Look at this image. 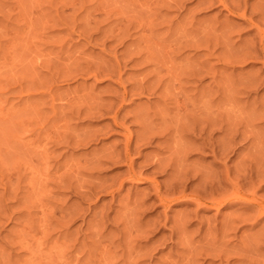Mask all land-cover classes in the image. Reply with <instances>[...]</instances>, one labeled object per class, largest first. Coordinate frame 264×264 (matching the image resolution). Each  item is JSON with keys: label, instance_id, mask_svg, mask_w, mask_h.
I'll list each match as a JSON object with an SVG mask.
<instances>
[{"label": "rangeland", "instance_id": "obj_1", "mask_svg": "<svg viewBox=\"0 0 264 264\" xmlns=\"http://www.w3.org/2000/svg\"><path fill=\"white\" fill-rule=\"evenodd\" d=\"M233 1L240 2L239 9ZM236 2L0 0V264H260L264 260V241L253 244L264 216L251 218L255 210L247 212L239 203L216 207L195 198L198 192L207 195L195 186L204 176L220 179L224 173L235 180L245 169V176L251 174L254 181L245 184L239 179L240 189H253L246 195L264 199V167H260L264 166L260 164L264 162V38L249 23L264 28L260 21L264 0ZM242 6L244 16L239 13ZM176 102L184 105L182 109ZM187 110L189 115L196 113L189 116ZM179 112L186 117L178 118ZM213 117L218 124L210 121ZM190 118L201 125L209 119L207 128L222 127L221 131L213 126V137L224 135L228 121L234 123L235 153L222 159L208 147L194 148L206 133L190 149L194 143L190 132L175 130V124ZM161 127L172 132L159 134ZM151 130L158 132L156 137L144 141ZM221 139L224 144L225 138ZM126 144H131L132 169L141 178L129 176L123 155ZM251 154L259 159L252 160ZM155 159L169 161L175 169L166 165L167 170L154 172ZM251 164L253 168L248 167ZM238 165L241 170H233ZM227 167L232 169L228 176ZM173 176L185 178L182 182L191 186L171 188ZM181 189L184 196L167 200V206L158 200V192L172 198ZM236 209L251 214L250 220L235 221L236 228L223 239L214 229ZM172 228L179 230L171 235ZM218 244L232 247L231 252ZM212 245L224 252L212 250Z\"/></svg>", "mask_w": 264, "mask_h": 264}, {"label": "bare ground", "instance_id": "obj_2", "mask_svg": "<svg viewBox=\"0 0 264 264\" xmlns=\"http://www.w3.org/2000/svg\"><path fill=\"white\" fill-rule=\"evenodd\" d=\"M221 1H224V0H221ZM235 2H236V0H235ZM236 3H238L237 4V6L239 5V3L240 2H236ZM236 3H234V1H233V4H236ZM245 4V3H244ZM226 5H227V3H226ZM225 5V6H226ZM233 6H235V5H233ZM247 6V5H246ZM228 8H229V6H227ZM239 7H240V5L238 6V9H239ZM232 8V7H231ZM233 8H235V9H237L236 8V6L235 7H233ZM244 8V6H242V9ZM230 9V8H229ZM233 10V9H232ZM253 11V10H252ZM245 12H247L246 11V8H244L243 9V11L241 12H239V13H241V15H245L246 13ZM252 13L253 12H251V15H252ZM259 13V12H258ZM258 13H257V15H258ZM251 18V17H250ZM259 20V19H258ZM260 21H264V14H262L261 15V17H260ZM251 25H253L259 32V35H260V37H261V39L262 38H264V28H260L259 27V24L257 23V22H253V21H250L249 22ZM260 23V22H259ZM262 23V22H261ZM262 24H264V23H262ZM261 24V25H262ZM252 27V26H251ZM212 29V28H211ZM210 29V30H211ZM255 29V30H256ZM213 30V29H212ZM211 30V32H212V34H213V31ZM207 32H209L208 30H207ZM257 32V31H256ZM207 34V33H206ZM210 34V33H209ZM211 34V35H212ZM117 35V34H116ZM204 36H206V35H204ZM213 36V35H212ZM207 37H209L208 35H207ZM202 39V38H201ZM203 39H205L206 40V37L204 38L203 37ZM202 39V40H203ZM258 39H259V36H258ZM200 40V39H199ZM144 41V40H143ZM146 41V40H145ZM144 41V42H145ZM181 41V40H180ZM204 41V40H203ZM206 41H208V43L211 41H209V39L208 40H206ZM195 42H199V41H196L195 40ZM147 43H149V42H147ZM225 43H226V41H225ZM255 43V42H254ZM260 43H261V41H260ZM259 43V44H260ZM194 43H192V45H193ZM253 44V43H252ZM144 45V44H143ZM256 45V44H255ZM262 45V44H261ZM205 46H206V44H205ZM218 46V45H217ZM250 46H252V45H250ZM206 47H208V46H206ZM148 48V47H147ZM252 48L254 49V48H257V47H251V49L250 50H252ZM262 48H264V47H262ZM148 49H150V47L148 48ZM210 49V48H209ZM151 50V49H150ZM153 50H155V49H153ZM158 50H160V49H158ZM250 50H248L247 51V47H246V51L245 52H247V56L249 55L248 54V52L250 51ZM156 51V50H155ZM213 51V50H212ZM211 51V52H212ZM254 50H252V52H253ZM256 51V50H255ZM258 51V50H257ZM256 51V52H257ZM260 51V50H259ZM261 51H264V49H262ZM147 52V51H146ZM210 52V51H209ZM210 52V53H211ZM215 52V51H214ZM238 52V51H237ZM251 52V51H250ZM249 52V53H250ZM252 52H251V55L253 56V54H252ZM151 53V52H150ZM149 53V55H151ZM240 53H242V52H240ZM243 54V53H242ZM246 54V53H245ZM244 54V57L245 58H247V56ZM154 55V54H153ZM156 55V54H155ZM211 55V54H210ZM240 55V54H239ZM255 55V54H254ZM236 56H238V55H236ZM149 56L147 55V58H148ZM242 57V56H241ZM249 57H250V55H249ZM248 57V58H249ZM150 58H151V56H150ZM146 59V60H151L152 61V59ZM236 57H234V59H235ZM243 58V57H242ZM251 58V57H250ZM155 59V58H154ZM162 59V58H161ZM145 60V61H146ZM246 60V59H245ZM250 60V59H249ZM156 61L158 62V59L156 58ZM155 62V61H154ZM160 62V61H159ZM150 63V62H149ZM152 63H153V61H152ZM157 64V63H156ZM153 65V64H152ZM159 65V64H158ZM155 66H157V65H155ZM161 66V65H160ZM164 67V66H163ZM210 67V66H209ZM156 68H158V67H156ZM156 68H154L155 70H156ZM208 68V67H207ZM159 69V68H158ZM158 69H157V71H158ZM163 69V68H162ZM211 69V68H210ZM209 69V70H210ZM153 70V69H152ZM194 70H195V68H194ZM208 70V69H207ZM189 71V70H188ZM187 71V72H188ZM182 72L183 71H180V74L182 75ZM194 72V75L196 74L195 73V71H193ZM198 72V71H197ZM209 72V71H208ZM151 73H153V72H151ZM157 74H158V72H156ZM161 73V72H160ZM159 73V74H160ZM204 73V72H203ZM206 73V72H205ZM154 74H155V72H154ZM164 74V73H163ZM162 74V75H163ZM180 74H178V75H180ZM199 73H197V75H198ZM190 75V74H189ZM158 76V75H157ZM161 76V75H160ZM160 76H158L159 78H160ZM173 76H175V75H173ZM177 76V75H176ZM176 76H175V78H176ZM201 76V75H200ZM181 77H183V76H181ZM181 77L179 78V79H181ZM186 77V76H185ZM191 77V76H190ZM196 77V76H195ZM199 77V76H198ZM213 77H214V75H213ZM158 78V79H159ZM164 78V77H163ZM192 78V77H191ZM200 78V77H199ZM216 78V77H215ZM252 78H254V77H252ZM201 79V78H200ZM214 79V78H213ZM147 80V79H146ZM154 80V79H153ZM156 80V79H155ZM178 80V79H177ZM247 80V79H246ZM250 81L252 80L251 78L249 79ZM248 80V81H249ZM256 79L254 78V80H252L253 81V84L252 85H254L253 87H256L258 84V82H256L255 81ZM161 81V80H160ZM181 81V80H180ZM213 81H216V79L215 80H213ZM254 81L256 82V84L254 83ZM217 82L218 81H216V85H217ZM260 82H261V80H260ZM152 83V82H151ZM177 83H179V82H177ZM212 83H214V82H212ZM245 83H249V82H245ZM244 83V84H245ZM251 83V82H250ZM142 84V83H141ZM154 84V83H153ZM180 84V83H179ZM179 84L177 85V86H179ZM156 85H158V84H156ZM182 85V84H181ZM210 85V84H209ZM214 85V84H213ZM252 85L250 86H247V87H250V90H252L251 89V87H252ZM154 86H155V84H154ZM211 86V85H210ZM242 86L243 87H245L246 85H243L242 84ZM135 87H136V85H135ZM144 87V86H143ZM147 87V86H146ZM145 87V88H146ZM156 87V86H155ZM207 87H209V86H207ZM152 88V87H151ZM157 88V87H156ZM180 88H181V86H180ZM183 88H185L184 87V85H183V87H182V89ZM212 88V87H211ZM140 89V88H139ZM161 89V88H160ZM163 89V88H162ZM177 89V88H176ZM179 89V88H178ZM177 89V90H178ZM182 89H179V90H181V92L178 90V93L180 92V93H182V92H184V91H182ZM210 89V88H209ZM239 89V88H238ZM243 89V88H242ZM246 89V88H245ZM249 89V88H248ZM247 89V90H248ZM184 90H186V88L184 89ZM219 90V89H218ZM244 90V89H243ZM144 91V90H143ZM211 91V90H210ZM216 91V90H215ZM244 91H246V90H244ZM140 92V91H139ZM163 92V91H162ZM161 92V93H162ZM176 92V91H175ZM177 93V94H178ZM244 93V92H243ZM142 94V93H141ZM166 93L164 92V95H165ZM169 94V93H168ZM168 94H167V96L166 97H168ZM173 93H171V95H172ZM216 94V93H215ZM170 95V94H169ZM174 96V98H175V96H176V94H173ZM185 95V94H184ZM191 95V94H190ZM194 95L195 94H193L192 96H193V102H195V100H194ZM214 95V94H213ZM162 96V95H161ZM216 96V95H215ZM170 98H171V96H169ZM176 97H180V95L178 96H176ZM184 97L185 98H187V100H188V97H187V94L185 95V96H183V99H184ZM210 97V96H209ZM212 97H214V96H212ZM212 97H210V99L211 100H213L212 99ZM196 98V97H195ZM165 99V98H164ZM163 99V100H164ZM176 99V98H175ZM174 99V100H175ZM169 100V99H168ZM171 100V99H170ZM169 100V101H170ZM174 100H172V101H174ZM185 101H186V99H184ZM175 101H180V100H175ZM184 101V102H185ZM210 101V100H209ZM208 101V102H209ZM214 101V100H213ZM164 102H166V100L164 101ZM183 102V103H184ZM187 102V101H186ZM192 102V103H193ZM176 103H179V105H181L180 107H181V109H182V106H184V105H182V104H180V102H176ZM181 103H182V99H181ZM188 103V102H187ZM174 104V103H173ZM175 105V104H174ZM187 105V104H186ZM188 105H191V104H188ZM211 105V104H210ZM193 107H194V104L192 105ZM193 107H192V109H193ZM169 108V107H168ZM196 108V107H195ZM189 109H191V108H189ZM164 110H166V109H164ZM177 112L179 111L178 110V108H177V110H176ZM183 111V110H182ZM181 111V112H182ZM190 111V110H189ZM193 111V110H192ZM177 112H176V114H177ZM165 113V112H164ZM163 113V114H164ZM167 113V112H166ZM180 113V112H179ZM183 113V112H182ZM184 113L187 115H189V113L190 112H188V110L187 111H184ZM193 113V112H192ZM190 114L191 116L192 115H194V114ZM159 114V116L161 115L160 113H158ZM185 114H182V115H184L185 116ZM208 114V113H207ZM215 114V113H214ZM180 115V117H178V118H181V113L179 114ZM189 115V116H190ZM197 115V114H196ZM210 115V114H209ZM163 118H165L164 120H166V116L164 117L163 115H161ZM177 116V115H176ZM189 116H187V117H189ZM198 116V115H197ZM196 116V117H197ZM203 116H205V115H203ZM186 117V116H185ZM201 117H202V115H201ZM201 117H200V119H201ZM206 117V116H205ZM205 117H202V119L203 118H205ZM210 117H212V115L210 116ZM162 118V119H163ZM176 118V117H175ZM207 118V117H206ZM205 118V119H206ZM209 118V117H208ZM216 118V117H215ZM191 119V118H190ZM217 119H218V117H217ZM164 120H163V122H164ZM182 120L183 121H187L186 119H183V117H182ZM209 119H207V120H203V121H205V125H206V121H208ZM214 120V122H215V120L216 119H214V117H213V119L212 120H210L211 122ZM219 120V119H218ZM228 120V119H227ZM227 120H226V122H227ZM230 120V119H229ZM145 121V120H144ZM153 121V120H152ZM176 121H177V119H176ZM181 122V121H179L180 123H177V124H179L178 126H177V124H175V126H176V128H175V126H174V128H175V130L176 131H179V133L181 132V131H185V132H187V130L190 132V135H191V138L193 139V141H194V143L193 142H190V140H188L189 142H190V145H191V148L190 149H193L192 147L194 146V145H196L195 144V141H198L201 137H202V135L204 134V133H206V138H201L200 139V141H198V144H197V146H194V148H197V149H199V148H206V147H208L209 149H210V151L213 153V154H215V153H218L219 154V156L221 157L222 156V159H224L223 157H226V158H230V156L232 155V154H234L235 153V148H234V142H235V131L237 130H234V132H233V130H232V127H233V125H234V123H233V125H232V123L230 122V121H228L227 123H226V127H224L225 129H224V135L222 136H220V137H218V136H216V137H213V132H214V128L215 127H217V126H219V125H210V127L209 128H207V126H205L204 124L203 125H201V124H199L198 122H200V120L198 121L197 120V118H192L191 119V121H189L188 123H186V122ZM223 121V120H222ZM235 121V120H234ZM262 121V120H261ZM218 122V121H217ZM233 122V121H232ZM147 122L145 121V124H146ZM171 123H173V122H171ZM175 123V122H174ZM202 123V122H201ZM221 122L219 121V124H220ZM224 123V122H223ZM222 123V124H223ZM258 123V122H257ZM164 124H165V122H164ZM167 124V123H166ZM215 124H218V123H216L215 122ZM239 124V123H238ZM244 124V123H243ZM247 124V123H246ZM252 124V123H251ZM250 124V125H251ZM142 125V124H141ZM149 125V124H148ZM172 125H174V124H172ZM221 125V124H220ZM248 125H249V123H248ZM249 125V126H250ZM252 125H254V124H252ZM251 125V126H252ZM150 126V125H149ZM154 126V125H153ZM156 126V125H155ZM171 126V125H170ZM213 126H214V128H213ZM235 126H238V125H236L235 124ZM144 127H146V126H144ZM164 127V126H163ZM163 127H161V128H163ZM239 127V126H238ZM237 127V128H238ZM252 127H255V125L254 126H252ZM148 128V127H147ZM152 128V127H151ZM150 128V129H151ZM154 128V127H153ZM153 128H152V130H153ZM161 128H160V130H161ZM174 128H173V130H174ZM219 128H222V127H218L217 129L218 130H221V129H219ZM236 128V127H235ZM256 128V127H255ZM143 129V128H142ZM149 129V130H150ZM156 129V128H155ZM155 129H154V131H155ZM157 129H159V128H157ZM156 129V131H158ZM169 129V128H168ZM147 130V129H146ZM152 130H151V132H152ZM181 130V131H180ZM170 130H168L167 131V128H163V130L162 131H159V134L160 133H165L166 132V134L169 132ZM174 132V133H176V134H179V133H177V132ZM217 131V130H216ZM222 131V130H221ZM148 132V131H147ZM170 132H172V131H170ZM185 132L183 133V134H185ZM238 132V131H237ZM143 133V132H142ZM148 133H150V131L148 132ZM154 133H158V132H152V133H150L149 135H145L144 136V138L143 139H145L144 141H150L151 139H154ZM192 133V134H191ZM251 133V132H250ZM166 134H165V136H166ZM169 134V133H168ZM187 134V133H186ZM194 134V135H193ZM199 135L200 137H197L196 135ZM244 134V133H243ZM143 135V134H142ZM157 135V134H156ZM162 135V134H161ZM172 135H174V134H172ZM181 135V137H183L182 136V134H180ZM180 135H178L179 137H180ZM237 135V134H236ZM250 135V134H249ZM248 134H246V136H247V138H248V136H249ZM164 136V135H163ZM177 136V135H176ZM177 136V137H178ZM244 136V135H243ZM245 136V137H246ZM255 136V135H254ZM258 136V135H257ZM156 137V136H155ZM171 137V136H170ZM176 137V138H177ZM205 137V136H204ZM225 138V141H223L224 142V144H222L221 142L219 143V138H220V140H223V139H221V138ZM258 137H260V136H258ZM163 138V137H162ZM167 138H168V135H167ZM253 138H255V137H253ZM129 139V138H128ZM243 139V138H242ZM245 139V138H244ZM251 139H252V137H251ZM258 139V138H257ZM261 139V138H260ZM163 140V139H162ZM168 140V139H167ZM129 142V141H128ZM252 142V141H251ZM254 142V141H253ZM259 142V141H258ZM261 142H262V140H261ZM194 144L193 146H192V144ZM255 143V142H254ZM137 144V143H136ZM177 144H180V142L179 143H177ZM189 144V143H188ZM258 144H260V143H258ZM262 144H264V142H262ZM262 144H260L261 145V147H262ZM127 146H126V148H125V150H124V152H123V155H124V157H125V159H126V162H127V166H128V168H127V171H128V173H130V177H137V178H141L140 176H137L135 173H134V171H133V169H132V166H133V158H130V155H129V153H130V145L131 144H126ZM181 145L183 146V147H185L183 144H182V142H181ZM180 146V145H179ZM186 146H187V144H186ZM189 146V145H188ZM249 146V145H248ZM177 147V146H176ZM182 147V148H183ZM258 147V146H257ZM256 147V148H257ZM260 147V146H259ZM260 147V148H261ZM190 149H186L185 148V150H190ZM196 149V150H197ZM254 149V148H253ZM177 150H180V147H179V149L177 148ZM195 150V149H194ZM200 150V149H199ZM262 150V149H261ZM184 151V150H183ZM262 151H264V150H262ZM179 152V151H178ZM181 152H182V150H181ZM188 152V151H187ZM254 152V151H253ZM255 152H258L257 150L255 151ZM183 153V152H182ZM186 153V152H185ZM238 153V152H237ZM259 153V152H258ZM118 154V153H117ZM254 154V153H253ZM247 155H250V154H247ZM252 155V154H251ZM255 155H256V153H255ZM255 155L253 156H251L250 158L252 159L253 157H255ZM259 155V154H258ZM261 155V154H260ZM259 155V156H260ZM113 156H114V154H113ZM121 156V155H120ZM183 156H185V154H183ZM115 157H116V155H115ZM117 157H119L118 155H117ZM215 157H216V155H215ZM256 157H258L257 155H256ZM256 157L254 158V159H256ZM110 158H111V156H110ZM158 159H159V157H157ZM162 158V157H161ZM160 158V159H161ZM185 158V157H184ZM242 158V157H241ZM247 158H248V156H247ZM246 158V159H247ZM249 158V159H250ZM261 158H264V156H261ZM124 159V160H125ZM182 159H183V157H182ZM186 159V158H185ZM217 159H218V157H217ZM243 159H245L244 158V156H243ZM243 159H241L242 160V162L244 161ZM245 159V160H246ZM254 159H252V160H254ZM259 158H257L256 159V161L258 160ZM113 160V159H112ZM162 160V159H161ZM161 160H156L155 159V162H156V164H155V168H156V170L154 171V172H158V171H162L163 169H165V170H167L166 169V165H168V167L169 168H172L173 166H171V164L172 163H170L169 164V161L167 162V163H164V162H162ZM170 160V159H169ZM172 160H173V158H172ZM172 160H170V161H172ZM221 160V159H220ZM262 160V159H261ZM226 161V160H225ZM228 161V160H227ZM125 162V163H126ZM241 161H240V164H243ZM249 162H250V160H249ZM251 162H253V161H251ZM182 163V162H181ZM258 163H259V161H258ZM257 163V164H258ZM261 163H264V162H262V161H260V164ZM237 164V163H236ZM250 164V163H249ZM178 165V164H177ZM184 165V164H183ZM227 165V164H226ZM262 165V164H261ZM260 165V167L262 168V167H264V166H261ZM180 166H182V164L180 165ZM179 166V167H180ZM244 166H245V163H244ZM243 166V167H244ZM252 166V164L250 165V166H248L249 168H253V167H251ZM253 166H254V164H253ZM257 166V165H256ZM185 167V166H184ZM240 167H242L241 165L239 166H235L234 167V169L233 170H239V168ZM245 167H247V166H245ZM258 167H259V165H258ZM261 168H259L258 170H260ZM175 169V167L174 168H172V170H174ZM187 169V168H186ZM185 169V170H186ZM196 169V168H195ZM184 170V171H185ZM198 170V169H197ZM197 170H195V172L197 171ZM200 170V169H199ZM230 170H232L231 168H229V167H227V169H226V172H227V176H228V172H230ZM240 170H241V168H240ZM245 169H243V171H244ZM246 170H247V168H246ZM251 170V169H250ZM262 170H264V169H262ZM184 171H182V172H184ZM210 172H211V170H209ZM242 171V174H240V173H237L235 176H236V178L237 179H235V180H231V179H229L228 177H224V173H223V177L225 178V180H224V182L223 181H221L220 179H224L223 177L221 178L220 177V179L219 178H217L215 175L213 176V175H211L210 173H208V174H210L211 176L210 177H207V175H206V171H205V174L203 173V175H206V178H205V176H204V179L202 178V181H199L195 186L196 187H198V190L199 191H204L205 193H207V195H203V194H201L200 192H198V194L195 196V198L197 199V201H198V203H203V204H205V205H207V204H210V205H215L216 207H219V206H221V207H223V206H226V205H232L233 203H239V206L241 207V208H243V210L245 209V210H247V212H248V210L250 209H254L255 210V214H254V216L253 215H251V218H254L255 220H257L258 218H261L262 216H264V199H261V197L259 198V197H257L258 195H254V193L253 194H250L251 196H247V195H249V194H247L246 195V192H250L251 190H248V191H244L245 192V194H244V192L241 190L242 189V187H241V185H240V183H239V185H240V187H241V189H240V187H239V185H238V181H239V179L242 181L243 180V182L242 183H244L245 182V184H246V181H250L251 179L253 180V176L251 175H248V176H245V174L247 175V173H246V171H245V173ZM252 171V170H251ZM194 172V173H195ZM199 172H202V171H199ZM260 172H262V171H260ZM184 173H186V172H184ZM244 173V174H243ZM250 173V172H249ZM140 174V173H139ZM174 174H176V173H174ZM173 174V175H174ZM180 174V173H179ZM214 174V173H213ZM215 174H217V172L215 173ZM222 174V173H221ZM257 174V173H256ZM256 174H254V176H259L260 177V175H256ZM260 174V173H259ZM184 176H186L185 178H187V173L186 174H183ZM196 175V174H195ZM201 175V174H200ZM178 176V175H177ZM176 176V177H177ZM209 176V175H208ZM262 176H264V174H262ZM203 177V176H202ZM219 177V176H218ZM258 177V178H259ZM179 177H177V178H175V176H173L172 177V179H171V183L169 184L170 186H171V188L174 186V185H176V187H177V185H179V186H185L186 188L187 187H190L191 185L189 184L190 182H187V183H184V182H182L183 180L185 181V178L183 179V180H180V179H178ZM233 178H234V176H233ZM256 178V177H255ZM187 180V179H186ZM254 181V180H253ZM253 181H252V183H253ZM240 182V181H239ZM251 182V181H250ZM249 182V183H250ZM241 183V184H242ZM168 185V186H169ZM231 186V188L230 189H227V186ZM244 185V184H243ZM259 187V186H258ZM168 188V187H167ZM174 188V187H173ZM183 188V187H182ZM168 189H170V187L168 188ZM252 189V188H251ZM159 190V189H158ZM172 191V190H171ZM252 191H253V189H252ZM252 191H251V193H252ZM166 195H168V194H165V196L164 195H162L160 192H158V200H160V202L161 203H164L166 206H167V200H169V199H177V198H179V197H181V196H184V192L182 191V189H181V192H180V194L179 195H175V196H172V198L170 197V198H168V196L166 197ZM246 195V196H245ZM240 208V210L242 211V209ZM239 210V209H238ZM237 209H236V213H232L231 212V214L229 213L226 217H224L223 218V220L222 221H220V226L219 227H217V228H215L214 230H215V233L216 232H221V234H223L222 236H220L221 238H223V236H225L227 233V231H231L230 229H232L233 227H235L236 228V226L233 224V223H235V221H243V220H245V219H248V218H250V215H248V213H247V215L246 214H243V212L242 213H239V212H237L238 211ZM240 211V212H241ZM253 211V210H252ZM245 213V212H244ZM242 215H246V216H242ZM247 216H249L248 218H247ZM253 216V217H252ZM248 220H250V219H248ZM235 224H237V222L235 223ZM177 225H179V224H177ZM172 227H174V226H172ZM181 229V228H180ZM210 229V228H209ZM208 229V230H209ZM178 230H179V228H178ZM177 230V231H178ZM213 230V229H212ZM211 230V231H212ZM233 230V229H232ZM259 230V229H258ZM261 231H260V233H259V235H258V237H255V239H254V242H253V244H256L257 246H259L257 243H259L261 240L262 241H264V226H262L261 227V229H260ZM176 231V229L174 228H172V231H171V235L172 234H174L175 232H177ZM210 231V232H211ZM185 233V232H184ZM183 233V234H184ZM209 233V232H208ZM213 233H214V231H213ZM255 233H257V232H255ZM182 233H181V235H183ZM180 235V234H179ZM209 235V234H208ZM215 235V234H214ZM219 235V234H218ZM210 236V235H209ZM212 236H213V234H212ZM211 236V237H212ZM255 236V235H254ZM214 238H213V240L212 241H215V238H216V236H213ZM226 237V236H225ZM208 238V237H207ZM221 238H219V239H221ZM211 239V238H210ZM224 239V238H223ZM251 239V238H250ZM208 240V239H207ZM225 240H226V238H225ZM211 241V240H210ZM211 241V242H212ZM218 241H220V240H218ZM222 241V240H221ZM248 241H249V239H248ZM251 242V241H250ZM210 243V242H209ZM216 243V242H215ZM214 242H213V244H215ZM222 243H223V241H222ZM228 243V242H227ZM243 243V242H242ZM250 244V243H249ZM260 244V243H259ZM220 245H222V244H220ZM225 245V246H224ZM244 245H247V242L244 244ZM218 246H219V244H218ZM223 246L225 247V249H226V247L228 248V246H226V244H223ZM223 246H219L221 249H223ZM233 246V245H232ZM250 246V245H249ZM256 246V247H257ZM212 247H213V249L212 250H214V245H212ZM230 247V246H229ZM241 248L242 247H245V246H240ZM239 247V248H240ZM255 247V245H254V248H256ZM201 248V247H200ZM205 248V247H204ZM204 248H202V249H204ZM232 248V247H231ZM231 248L230 249H226V250H228V252H231L230 250H231ZM246 248V247H245ZM245 248H244V250L243 251H245ZM249 248V247H248ZM206 249V248H205ZM208 249V248H207ZM216 249H218V247H215V250ZM243 249V248H242ZM241 249V250H242ZM219 250L220 249H218V252H219ZM225 250V251H226ZM233 250V249H232ZM247 250H249V249H247ZM208 251H209V249H208ZM221 251V250H220ZM234 251V250H233ZM222 252H224V250H222L220 253L222 254ZM237 252V251H236ZM245 253H248V251L246 252L245 251ZM216 254H218V253H216ZM240 254V253H239ZM243 254V253H242ZM241 254V255H242ZM250 254V253H249ZM219 255V254H218ZM240 255V256H241ZM224 256V255H223ZM245 256V255H244ZM246 256H247V254H246ZM245 256V257H246ZM229 257V256H228ZM248 257V256H247ZM246 257V258H247ZM191 258H193V257H191ZM262 258V257H261ZM259 259V258H258ZM262 259H264V258H262ZM260 260V259H259ZM259 260H257L258 262H259ZM248 261V260H247ZM244 262V261H243ZM249 262V261H248ZM262 262H264V260H262ZM262 262H260V264L262 263ZM247 263V262H246ZM249 263H251V264H254V263H252V261L251 262H249ZM245 264V263H244ZM248 264V263H247ZM256 264H258V263H256Z\"/></svg>", "mask_w": 264, "mask_h": 264}]
</instances>
